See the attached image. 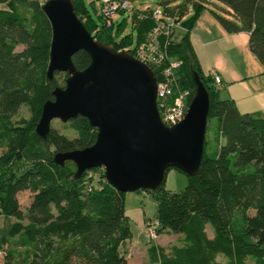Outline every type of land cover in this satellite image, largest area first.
<instances>
[{
  "label": "trees",
  "instance_id": "obj_1",
  "mask_svg": "<svg viewBox=\"0 0 264 264\" xmlns=\"http://www.w3.org/2000/svg\"><path fill=\"white\" fill-rule=\"evenodd\" d=\"M43 1L0 0L5 3L0 7V214L4 218L0 242L22 246L24 254L16 258L13 247L0 248V253L4 264H128L123 244L132 229L125 214V192L106 180L102 167L89 168L74 178L72 160L58 164L53 158L56 151L91 144L96 128L87 117L77 115L61 120L65 129L51 123L45 137L35 130L43 103L53 98L56 85L63 84L59 71L51 78L47 75L52 28ZM209 1H165L161 7L162 18L175 22L167 51L181 60L178 78L193 93L190 68L198 71L209 93L208 118H217V130L212 138L205 134L195 174L176 166L166 168L186 173L184 189L165 188L164 174L157 189L147 190L155 192L158 201L154 217L158 232L183 234L180 243L150 245L151 264H264V117L240 111L232 98H219L213 77L200 66L190 31ZM218 1L236 16L216 14L220 23L228 32L247 31L251 51L264 64V0ZM73 2L96 39L116 49H126L133 42L134 47L126 49L132 54L156 24L153 8L146 17L134 12L136 37L124 35L116 42L113 36L122 34L125 18L107 25L96 6L98 14L93 16L85 0ZM189 4L192 13L187 15ZM19 44L23 47L16 49ZM72 60L82 69L90 55L80 49ZM152 67L159 79L157 68ZM22 104L28 106L29 116L13 119ZM212 142L214 147H208ZM90 170L99 171L94 182ZM25 189L32 197L23 211L17 194Z\"/></svg>",
  "mask_w": 264,
  "mask_h": 264
},
{
  "label": "water",
  "instance_id": "obj_2",
  "mask_svg": "<svg viewBox=\"0 0 264 264\" xmlns=\"http://www.w3.org/2000/svg\"><path fill=\"white\" fill-rule=\"evenodd\" d=\"M42 8L52 28L48 77L66 72L56 85L36 123L45 137L51 120L87 117L96 128L94 141L84 147L56 151L54 160L76 165L78 178L92 167H102L106 180L128 192L155 190L166 168L176 166L195 174L204 151L209 93L198 71L190 68L195 84L184 116L165 124L157 106V76L153 68L129 50L96 39L75 11L73 0H44ZM83 49L90 62L82 69L72 56Z\"/></svg>",
  "mask_w": 264,
  "mask_h": 264
},
{
  "label": "crops",
  "instance_id": "obj_3",
  "mask_svg": "<svg viewBox=\"0 0 264 264\" xmlns=\"http://www.w3.org/2000/svg\"><path fill=\"white\" fill-rule=\"evenodd\" d=\"M220 3L217 4L210 0L207 7L201 9L191 28L190 37L198 61L203 71L211 77V70H216L222 83L218 85L213 79L211 83L215 87L217 86L219 90L222 89L224 97L232 98L240 111L264 117V64L251 51L247 31L228 32L220 23L216 14L236 19L231 9L224 3ZM211 4H214L217 8L212 7ZM176 171L171 170L169 173L181 183L183 180L186 181L183 173L180 170ZM165 188L175 190V187L165 186ZM125 214L130 219L131 229L133 222H136L137 229L144 230L147 218L144 217V211L141 207L135 203V195L131 192H125ZM162 232H165L162 241H155L146 246H135L133 243L135 241L141 242L142 234L139 232L134 237L132 229V236L125 240V242H128L127 249L124 248L126 249L127 260L128 255H131L130 248L135 252L144 251L143 254L148 261V247L150 245L168 246L171 243L182 241L183 234L181 232L168 230ZM148 263L151 264L149 261Z\"/></svg>",
  "mask_w": 264,
  "mask_h": 264
},
{
  "label": "built area",
  "instance_id": "obj_4",
  "mask_svg": "<svg viewBox=\"0 0 264 264\" xmlns=\"http://www.w3.org/2000/svg\"><path fill=\"white\" fill-rule=\"evenodd\" d=\"M99 9L107 25H110L113 16L120 12H128V15L136 12L138 17L149 16V8L137 11L131 0H101ZM162 15L161 7L152 10L151 16L155 18L156 24L148 31L146 38L135 45L134 55L151 67L157 68L160 76L159 79L157 78L158 111L162 121L170 125L184 116L193 93L178 78L176 70L180 66L181 60L168 55L167 46L169 43L167 40H169L175 22L164 20ZM211 75L214 82L221 85V77L215 69L211 70ZM158 223L157 219L147 222L146 229L152 239L159 235Z\"/></svg>",
  "mask_w": 264,
  "mask_h": 264
},
{
  "label": "rangeland",
  "instance_id": "obj_5",
  "mask_svg": "<svg viewBox=\"0 0 264 264\" xmlns=\"http://www.w3.org/2000/svg\"><path fill=\"white\" fill-rule=\"evenodd\" d=\"M85 1H86V4L89 6L90 11L92 12L93 16H96V14H98V12H97V10L94 11L93 6H96V8L99 9L101 0H85ZM92 1L94 4L92 3ZM165 1H169L170 3L174 4V3L182 1V0H131L132 4L135 6V8H138L139 10H144L146 8H151V9L153 8L154 9L157 7H163ZM213 2H215L217 4H221L217 0H213ZM211 5H212V7L217 8L216 6H214V4H211ZM4 6H5V3L0 2V7H4ZM190 13H192V9H191V5L189 4L188 12L186 14L189 15ZM132 16H133L132 13H129V15H128V12L116 13L113 16L115 24H117V22H121L122 19L125 18V27H124L123 31L121 32L122 34L113 36V38L116 42L120 41V39L122 37H124V35L133 37V39L136 37L135 28L133 27V20H132L133 17ZM22 47H23V45L19 44L16 47V49H21ZM133 47H134V43L132 42L130 44H127L125 48L126 49H128V48L132 49ZM65 73L66 72H63V71H59L57 73L59 81L63 84H64V80L66 77ZM63 84H61V85H63ZM215 88L218 89L217 86ZM218 96H219V98H226V97H224L225 95H224L222 89L221 90L218 89ZM29 114H30V110H29L28 106L26 104H22L19 107L16 114L13 116V119H19L21 117H28ZM51 123L58 126L60 129L61 128L65 129V124L62 123V121L58 118H55V119L53 118L51 120ZM216 126H217L216 117L208 118L206 134L208 136L210 135L211 138L213 137L214 132H216V130H217ZM208 147H210V148L214 147V143L213 142L209 143ZM175 168L176 167H170L166 171L165 180H164L163 185L168 186V187H172V188L175 187L176 191H180V190L184 189V187H185V184L187 181L186 173L184 171H181L180 169H177V168L175 169ZM171 170H177V171L180 170L183 173V175L185 176L186 181L183 180V182L181 183L180 181H177V179L175 180V177L171 176L169 173ZM98 172H99L98 170H95L94 172H93V170H90L89 174L90 173L92 174L91 178H92L93 182L97 180ZM174 182H176V183H174ZM95 183L97 184V182H95ZM172 183H174V184H172ZM128 192H131V194L135 195V203L137 205H139L141 207V209L144 211V215H145L144 217L147 218L145 223H147L149 218H151V220L155 219L154 217L156 216L157 208H158V201H157V198L155 196V192L153 193L151 191H147L146 189H139V190L128 191ZM17 196H18V200H19V203H20L22 210L25 211L27 208V205L29 204V202L31 200L32 192L28 189H25V190L20 191L17 194ZM10 219L13 220L14 217H11ZM3 220H4L3 215L0 214V228L3 225ZM136 226H137V223L133 222L132 229L134 231V237L139 232H141L142 236H141V242L135 241L133 243L135 246H146V245L151 244L155 241H162V239L165 236V232H161L157 236V238L152 239L150 237L147 229H146V225H144L143 231H140L139 229H137ZM209 228H211V230H213L210 224H209ZM0 233H1V231H0ZM127 245H128V242H125L124 248H126ZM12 247L16 248V250H17L15 252V257L20 259L24 254V249L22 246H14V244H11L10 241L5 242V243L0 242V248L4 249V251H7L8 248H12ZM126 249H124V251ZM129 251H131V255L130 254L128 255L129 264H149L146 256L143 254L144 251L143 252H139V251L135 252V250H131V248L129 249ZM4 261H5L4 254L0 253V264H4Z\"/></svg>",
  "mask_w": 264,
  "mask_h": 264
}]
</instances>
